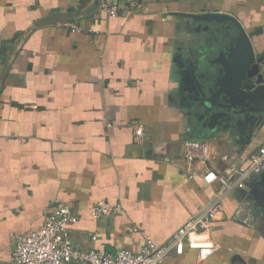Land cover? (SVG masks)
Instances as JSON below:
<instances>
[{"label": "crops", "instance_id": "obj_1", "mask_svg": "<svg viewBox=\"0 0 264 264\" xmlns=\"http://www.w3.org/2000/svg\"><path fill=\"white\" fill-rule=\"evenodd\" d=\"M100 1L0 0V264H12L16 238L37 230L55 199L78 219L71 240L80 250L164 243L213 200L219 184L202 175L227 174L264 143V118L249 143L196 121L193 100L218 90L238 31L231 20L187 16L228 15L259 47L264 0H140L143 9L118 18ZM216 100L229 106L224 94ZM191 139L206 150L189 163ZM259 181L221 197L208 259L185 251L164 264H264ZM100 201L121 213L93 219Z\"/></svg>", "mask_w": 264, "mask_h": 264}, {"label": "built area", "instance_id": "obj_2", "mask_svg": "<svg viewBox=\"0 0 264 264\" xmlns=\"http://www.w3.org/2000/svg\"><path fill=\"white\" fill-rule=\"evenodd\" d=\"M140 8L143 9L140 0H101L99 4L100 11L109 18L125 16ZM61 26L72 33L82 31L81 27L69 21L63 22ZM135 134L139 136L141 129H136ZM205 148L203 141L186 140L183 157L189 163L197 158H204ZM263 172L264 143L248 157L247 163L233 167L227 174L217 175L212 170L206 171L202 180L207 184H219V189L207 208L187 219L168 241L156 243L152 239H146L137 252L121 249L105 253L76 248L71 240V228L78 219L66 205L55 199V205L46 214L43 224L28 235L16 238L12 264H164L169 255L181 257L185 251H195L197 262H203L217 248L211 233L213 223L223 212L221 197L233 188L244 187L251 176L261 175ZM121 211L118 205L100 201L93 207L91 217L99 219L120 214Z\"/></svg>", "mask_w": 264, "mask_h": 264}, {"label": "water", "instance_id": "obj_3", "mask_svg": "<svg viewBox=\"0 0 264 264\" xmlns=\"http://www.w3.org/2000/svg\"><path fill=\"white\" fill-rule=\"evenodd\" d=\"M195 20L221 22L231 20L237 27L236 42L225 54L224 73L217 78L218 90L213 95L203 93L194 100L196 113L193 115L202 129L213 131L217 127L229 130L237 142L249 143L255 130L264 118V44L252 42L254 33H246L232 17L223 14L187 15ZM217 94H224L229 106L223 110L217 103ZM264 197V172L258 183Z\"/></svg>", "mask_w": 264, "mask_h": 264}]
</instances>
